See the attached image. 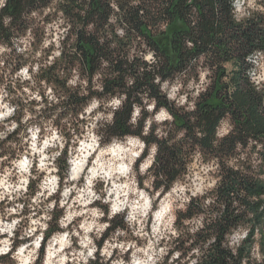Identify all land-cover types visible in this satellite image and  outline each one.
I'll list each match as a JSON object with an SVG mask.
<instances>
[{
	"label": "clouds",
	"instance_id": "obj_1",
	"mask_svg": "<svg viewBox=\"0 0 264 264\" xmlns=\"http://www.w3.org/2000/svg\"><path fill=\"white\" fill-rule=\"evenodd\" d=\"M33 2L21 0L17 19L0 0V264H212L218 240L227 264H264V134L242 132L225 110L209 135L194 115L221 67L229 100L239 73L264 114V0H226L230 33L261 30L243 61L237 51L227 62L202 51L170 74L136 25L146 23L153 40L169 35L171 0H103L106 20L95 12L87 23L93 0ZM190 19L195 28L198 15ZM81 31L111 53L91 73ZM184 46L197 44L185 38ZM168 57L176 64L171 47ZM120 61L123 85L106 91ZM145 73L151 79L129 99ZM176 114H187L192 135ZM206 138L210 148L199 142Z\"/></svg>",
	"mask_w": 264,
	"mask_h": 264
},
{
	"label": "trees",
	"instance_id": "obj_2",
	"mask_svg": "<svg viewBox=\"0 0 264 264\" xmlns=\"http://www.w3.org/2000/svg\"><path fill=\"white\" fill-rule=\"evenodd\" d=\"M28 3L30 6L35 7L33 0H28ZM216 5H220V12L223 14L219 17V26H215V21L218 15L215 11ZM25 6V4L21 3V0H10L9 8L6 9V11L14 12L16 18L19 19V14L25 8ZM121 7L123 8V5H121ZM193 7L197 10L196 14L192 12ZM227 10L228 4L226 3V0H192V4H187L186 0H171L170 7L164 10L167 16L172 20V24L169 27V35L163 36V39L157 37L155 40H153L152 33L146 31L148 27L146 23L138 22L136 27L138 31L146 35L150 46L157 47L160 50V54L165 57L164 65L161 68L162 73L163 69H167V73L165 74H170L171 71L184 67V62L202 51L210 50L213 53L214 60L222 59L225 62L231 59L237 51L238 55H240V58L243 61V55L245 54L243 50H251L252 47L258 46L256 45L255 41L257 39V33H259L261 30L256 29L255 25H250L249 28L244 29L243 31L237 27L232 33H230L229 29L233 26L231 25L230 21L226 23ZM107 11L108 5L105 4L103 0H93L92 10L88 13V17L84 22L87 23L90 21L93 18V13L95 12L101 13L102 21L106 20ZM197 15L198 22L196 27L193 28L191 27L190 17L196 18ZM130 16L133 19L136 18L135 10H130ZM76 18L80 19L78 14H76ZM160 18L163 19L164 17L161 16ZM155 19L156 18H153V22H155ZM13 23H16L15 19ZM23 25L24 21H20L19 26L22 27ZM100 26L102 27V23ZM7 35H10V33H6L5 39H7ZM185 38L196 43V48L189 51L184 46ZM258 38L261 42H264V34H260ZM93 40L94 37H85L83 31H81L78 47L84 49V57L86 63L88 64V71L90 73L94 72L96 67H98V56L103 55L105 58H111V53L106 52L105 49L95 46L92 42ZM197 41H199V43H197ZM234 42L235 44H238L237 49L236 47L231 46L234 44ZM209 44L212 45L211 49L208 48ZM106 47L107 42L105 48ZM169 47L176 51V64H171L169 62ZM123 63V61H120L115 65V68L120 70L122 75L115 81H106V91H109L110 87L114 84H119L121 86L123 85V74L126 71V69L122 67ZM129 68L132 69V74L134 75V66L129 65ZM151 75V73H145V80L137 81L135 88L129 92V99H131L133 91L140 88L143 83H148V81L151 79ZM224 75H226V70L223 67L219 68L213 88L209 91L208 96L204 97L198 104V111L197 113H194V115H198L200 117V119L197 120V125L200 124L201 119L206 120L207 130L209 131V135H211V131L216 123V120L218 119V116L223 115L225 110H231L233 113V119L242 132L248 134H252L253 132L264 134V114L258 111L260 108L259 97L251 91L245 92L242 90L240 86V74L237 73L233 77V83L237 85V91L233 94V99L229 100L228 96L226 95L228 85L221 83V78ZM150 87H152L151 94L156 95V87L153 85H150ZM157 98L158 100L166 103V100H163V98ZM130 110V104H128L123 114L117 113L120 119L117 121V129H115L116 131L119 130V125L123 124V121L126 119ZM186 115L176 114V124L178 128L187 127L188 134L192 135V126L187 123ZM236 138L242 140L244 139L243 136ZM193 140L196 142L194 136ZM199 142L203 143L205 147L210 148L207 138L204 141ZM221 150H225L224 145L221 146ZM228 150H230V148ZM171 155L174 157L175 152H172ZM173 175H175V173H173ZM242 186H245L249 192L256 191L254 186L248 181L247 178L244 179ZM259 190L264 191V188H260ZM225 194V192H222V197ZM244 203H247V201H244ZM249 207L253 206L249 205ZM190 214L191 212H189V215ZM236 219H239V217ZM224 230L226 229L222 228L221 233ZM220 238H222V235ZM217 251V259L213 260L212 264H227L223 258L230 255V253L224 251L223 249H219V240L217 244ZM241 255H243V249H241Z\"/></svg>",
	"mask_w": 264,
	"mask_h": 264
}]
</instances>
